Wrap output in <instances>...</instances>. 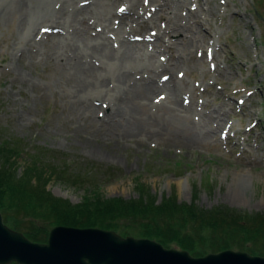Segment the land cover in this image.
Wrapping results in <instances>:
<instances>
[{
    "label": "rangeland",
    "instance_id": "374dc122",
    "mask_svg": "<svg viewBox=\"0 0 264 264\" xmlns=\"http://www.w3.org/2000/svg\"><path fill=\"white\" fill-rule=\"evenodd\" d=\"M179 1L177 7L169 0L163 3L177 12L179 21H189L192 31L199 21L203 22L200 31L211 35L199 38L197 47L175 35L169 39L161 36L165 19L153 16L144 28L158 38L154 46L142 43L139 48L146 62L162 67L159 81L169 82V68H173V83L188 109L180 116L168 113L163 108L169 107L163 90L149 99L135 97V103L144 108L140 124V120L116 117L111 106L104 110L99 101L94 102V111L87 110L88 102L75 98L64 81L71 72L69 62L65 64L72 59L71 51L59 48L56 30L44 32L45 23H39L35 43L28 47L32 53H27L15 8L0 17V166L13 165L12 171L20 177L28 176L32 165L40 162L36 169L41 174L31 176L43 180L54 197L73 205L95 188L106 199L127 202L143 195L159 205L174 197L179 205L192 203L205 211L225 207L264 216V0ZM145 3L139 0L137 10H144ZM115 7V0H87L78 5L75 30L80 33L86 28L78 21L84 18L95 33L106 32L102 21L112 19ZM126 25H130L125 31L131 39L140 42L144 29L134 27V22ZM114 93L122 101L131 98ZM144 126L161 134L157 138H147L144 132L133 137L124 134L128 128ZM84 140L92 142L90 148ZM247 174L251 185L244 191L241 185L249 183ZM74 178L87 182L75 183ZM2 203L3 223V215H8L5 221H18L34 232L46 229L43 221L17 217L16 210ZM134 222L127 218L116 223L123 230ZM187 233L180 241L194 240L197 232L187 228ZM201 235L209 240L206 231ZM207 244L199 238L194 241L195 248ZM168 249L181 250L175 244Z\"/></svg>",
    "mask_w": 264,
    "mask_h": 264
},
{
    "label": "bare ground",
    "instance_id": "6f19581e",
    "mask_svg": "<svg viewBox=\"0 0 264 264\" xmlns=\"http://www.w3.org/2000/svg\"><path fill=\"white\" fill-rule=\"evenodd\" d=\"M86 1L32 0L28 2L27 0H0V17H3L9 9L15 8L22 25L27 24L26 29L21 25V37L27 48V53H32V50L28 47L35 43L34 39L37 38L41 25L39 23H45L46 30L44 32L56 30V39L61 44L59 48H63V46L69 48L71 53H68V56L72 57L65 63L66 65L70 64L71 72L64 81L70 85L69 91L75 94L77 100L88 102L87 110L94 111V102L99 101L104 110L111 106V113L116 117L121 119L126 117L134 121L140 120L138 121L140 124L143 121L141 117H143L144 108L135 103V97L143 96L145 99H149L152 93L163 90L167 91L168 99L165 103L169 104V107L163 106V108L175 116L185 113L188 108L184 104L183 97L181 99L182 94L179 92L177 85L173 83V68L172 70L169 68L170 72L167 70L170 76L169 82L159 81L157 75L162 67H154L153 65L157 64L156 62L153 64H150V61L146 62L142 53L143 49L139 48V45L148 43L150 44L149 47H152L155 44L154 41L158 38L156 33L149 35L148 29L144 28L146 27L145 23L151 21L153 16L165 19V23L161 28V36H168L170 39V36L175 35L178 36L177 40L191 46L195 45V47L200 42L199 38L210 34L209 32L202 33L200 31L203 22L196 21V30L192 31L189 27V21H182V19L179 21L176 16L177 12L171 10L170 7L167 8L163 3L164 0H146L145 9L142 11H138L136 7L139 0H115L117 8H114L112 19L106 18L102 21L104 30L107 29L106 32L95 33L96 29L89 24V21L82 18L78 21L85 24L86 28L80 32L83 34L81 35L75 30V26L78 25V10L76 9L78 5L84 4ZM173 1L169 0L171 3H174ZM179 2L177 0L174 3L175 7ZM151 5H155V8ZM118 7L121 8L118 9ZM165 7L168 9L167 12ZM133 22L134 27L138 26L144 29L143 36H141L138 43L131 39L129 31H125L126 26L130 27L126 24ZM66 27H71L73 30L69 32ZM89 31L94 33H89ZM32 33H34L33 37ZM203 41L205 42V40ZM199 46H202V44ZM29 58L33 59L32 55ZM115 91L119 94L126 93L131 98L129 101H122L120 95L114 93ZM177 97H180V101ZM75 102L79 105V110L83 111L84 107L80 102L76 100ZM150 117L146 116V119L149 120ZM180 118L185 119L183 120L184 123H190L186 118ZM140 132H144L147 138H157L161 134V132H151L146 127L128 128L124 134L133 137ZM74 135L79 136L78 133H74ZM91 143L90 140L88 142L83 141L84 146H88V148H90ZM245 180L249 183L241 185L244 191L245 188L250 187L251 177L247 174Z\"/></svg>",
    "mask_w": 264,
    "mask_h": 264
},
{
    "label": "trees",
    "instance_id": "16d2710c",
    "mask_svg": "<svg viewBox=\"0 0 264 264\" xmlns=\"http://www.w3.org/2000/svg\"><path fill=\"white\" fill-rule=\"evenodd\" d=\"M6 153L5 149L1 152L3 156ZM40 154L41 152L37 153ZM38 164L40 162L32 165L28 176L20 177L14 174L13 165L6 167L4 163L0 166V206H4L2 201L6 202L9 208L16 210L17 217L41 220L46 225V229L43 228L37 233L25 228L18 221H5L9 217L3 215L4 224H8L12 230L22 233L32 242L44 243L50 230L57 226L99 228L120 231L122 237L130 235L134 238L151 239L166 248L175 244L181 250L192 252L193 256L201 257L232 248L250 255L264 256V216L248 215L225 207L205 211L192 203L179 205L174 197L165 199L159 205L154 199L143 195L138 200L127 202L106 199L95 188L87 192L80 204L73 205L54 197L46 190L43 180L40 182L31 176L33 172L39 173L36 169ZM73 182L83 184L87 181L74 178ZM127 218L135 220L132 226L138 227L129 225L123 230L120 229L116 222ZM187 228H192L197 233L194 240L182 242L181 239L188 237ZM202 231H206L209 240L201 237ZM181 232L183 235L180 239ZM196 238L208 244L195 248Z\"/></svg>",
    "mask_w": 264,
    "mask_h": 264
},
{
    "label": "water",
    "instance_id": "95a60500",
    "mask_svg": "<svg viewBox=\"0 0 264 264\" xmlns=\"http://www.w3.org/2000/svg\"><path fill=\"white\" fill-rule=\"evenodd\" d=\"M264 264V256L224 250L193 257L147 238L122 237L99 228L57 226L46 243L8 228L0 214V264Z\"/></svg>",
    "mask_w": 264,
    "mask_h": 264
}]
</instances>
